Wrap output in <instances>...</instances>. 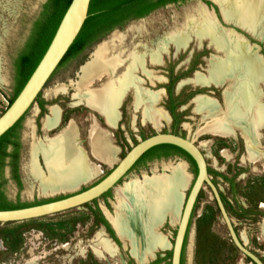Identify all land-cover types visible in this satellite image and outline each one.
<instances>
[{"label": "rangeland", "instance_id": "obj_1", "mask_svg": "<svg viewBox=\"0 0 264 264\" xmlns=\"http://www.w3.org/2000/svg\"><path fill=\"white\" fill-rule=\"evenodd\" d=\"M46 1L0 0V72L4 77V80L0 78V114L15 94L16 61ZM219 3L220 0H205L202 4L199 0H185L159 7L140 19L127 21L121 28L113 29L95 43L87 45L83 51L68 57L53 73L15 130L20 143L17 160L20 184L12 178L10 158H7L2 173L5 180L2 188L9 200L37 204L79 192L108 173L137 141L154 134L156 130L175 133L191 138L198 146L236 232L246 247L264 263V226L262 233L260 231V225L264 222V125L256 136L251 137L254 146L263 152V155L257 154L256 158H251L246 140L237 126H232L233 134L225 137L202 130L208 122L213 123L220 116H225L224 119L237 125L228 116L231 110L227 101L237 80L232 77L222 79L216 70L229 54L216 49L205 38L191 36L180 47H176L173 42L168 43L158 63L151 62L147 57L164 37L183 31L195 9L204 5L215 16L222 29L240 36L260 60L262 75L251 85L259 94L255 106L264 108V38L253 37L247 31L226 22ZM118 36L122 37L121 43L115 38ZM105 42L115 44L114 49L122 51L123 58L135 51L146 54L142 67L135 71V77L142 90L154 96L155 109L162 113L163 118L157 126L145 118L144 104L135 100L132 88L127 90L121 100L118 107L119 118L113 127L101 113L80 102L75 96L82 68L92 60L97 47ZM125 71L124 63L111 77L115 79ZM111 77L103 74L92 80L88 87L91 90L99 89ZM208 78L221 80L218 83L205 82ZM206 100L214 106V111L208 112L198 107L197 102ZM52 107L59 110V119L54 127L48 129L43 124ZM171 107L173 114L170 112ZM70 122L76 128V144L82 148L86 165H98L100 174L81 181L72 188L58 186L51 189L40 181L41 178L48 177V172L43 156L33 155V144L56 139ZM92 127L102 133L113 149L111 164L93 156L89 137ZM11 150L8 148L9 152ZM32 161L40 172L39 177L30 173ZM177 164L185 166L187 179L180 189L175 218L167 216L158 228V233L168 243L166 242L165 248L153 253L155 255L152 260L144 262L170 264L176 222L195 176L193 163L181 153L167 157L145 156L115 189L80 208L21 222L0 223V264L139 263L131 253L129 241L118 236L122 242L114 237L115 233L107 232L100 219L107 221V213L115 216L117 191L120 188H126L131 181L139 183L145 178L169 176L171 168ZM102 240L107 241L114 249L113 254L103 250L100 244ZM149 257L153 256L149 255L147 259ZM182 264H251L229 240L226 227L206 187L200 191L196 200L185 239Z\"/></svg>", "mask_w": 264, "mask_h": 264}, {"label": "bare ground", "instance_id": "obj_2", "mask_svg": "<svg viewBox=\"0 0 264 264\" xmlns=\"http://www.w3.org/2000/svg\"><path fill=\"white\" fill-rule=\"evenodd\" d=\"M219 5L226 22L247 31L253 37L264 38V0H220ZM195 13L190 16L183 31H176L164 37L147 57L151 62L158 63L168 43L173 42L176 47H180L185 45L191 36L198 39L205 38L216 49L228 53L224 63L218 65L216 70L222 79L232 77L237 80L227 97L231 110L228 116L237 125H232L231 121L224 119L225 116H220L217 120H213L215 122H208L209 124H206L202 130L225 137L233 134L232 126H237L246 140L251 158H256V155L260 153L263 155L262 150L259 151L251 141L252 135L258 134L264 125V108L255 106V100L259 98V94L251 85L262 75L261 62L257 55L244 44L240 36L222 29L215 20V16L204 5H199ZM115 38L122 42L121 36ZM114 45L111 42H105L97 47L92 60L81 70L75 96L80 102L101 113L110 126H115L121 100L127 90L132 88L135 100L144 104L145 118L157 126L163 118L162 113L155 109L154 96L145 93L135 77V71L142 67L146 54L135 51L123 58V52L115 50ZM124 63L126 71L121 76L112 78L116 69ZM241 71L245 74H241ZM103 74L111 78L101 88L89 89V83ZM220 78H208L205 82L218 83ZM197 79L200 78L197 77ZM197 105L208 112L215 110L207 100L199 101ZM58 119L59 110L52 107L43 125L45 128H52L57 124ZM89 137L93 156L111 164L114 151L102 133L92 127ZM76 141V128L74 123L70 122L56 139L33 144V155H42L46 164L48 177L40 179L44 186L51 189L58 186L72 188L79 182L100 174L98 165L92 164L91 167L86 165L82 148L76 144ZM29 170L33 176H40L33 161L30 163ZM186 174L185 166L177 164L171 168L169 176L145 178L139 183L131 181L126 188H120L117 191L118 204L115 205V216L112 217L106 212L107 217L118 236L124 241H129L131 253L137 262H146L149 255L153 256L155 251L166 247V238L158 233V228L167 216L175 218V209L179 203L180 189L187 179ZM100 244L104 251L114 253V249L107 241L102 240Z\"/></svg>", "mask_w": 264, "mask_h": 264}, {"label": "water", "instance_id": "obj_3", "mask_svg": "<svg viewBox=\"0 0 264 264\" xmlns=\"http://www.w3.org/2000/svg\"><path fill=\"white\" fill-rule=\"evenodd\" d=\"M90 1L91 0H71L68 4L36 67L15 98L0 114V137L25 116L59 66L87 18ZM200 3L202 4L201 1ZM1 85L2 84L0 83V86ZM163 144L172 145L182 150L190 157L196 168L193 182L185 196L180 216L176 222L175 234L170 249V264H181L185 239L192 213L198 195L204 187L208 188L211 198L220 214L221 220L226 227L228 238L234 247L246 259H248L251 264H264L261 258L247 248L241 241L234 228L233 222L226 211L220 191L209 176L205 158L198 146L194 144L191 138L170 132H160L158 130H156L154 134L137 141L131 146L120 160L109 170V172L91 186L56 200L22 208L0 210V223H12L37 219L80 208L89 204L107 192L115 189L117 184L127 176L128 172L144 153L155 146ZM106 219L115 231L107 217ZM116 236L119 238L117 234ZM119 240L121 239L119 238ZM154 255L155 254H153V257H149L146 262L152 260Z\"/></svg>", "mask_w": 264, "mask_h": 264}, {"label": "trees", "instance_id": "obj_4", "mask_svg": "<svg viewBox=\"0 0 264 264\" xmlns=\"http://www.w3.org/2000/svg\"><path fill=\"white\" fill-rule=\"evenodd\" d=\"M70 1L71 0H47L43 5L42 12L40 13L39 18L35 21L25 47L16 61L17 85L15 94L10 102L21 90L22 86L45 52ZM174 1L177 0H156L155 2H153V0H91L87 18L84 21L79 34L68 49L60 64L68 57L80 51L87 43L89 36H91L94 32H97L100 29L108 30L116 25L122 26L132 18L144 17L154 9L163 6L168 2ZM170 112L173 114L172 107ZM20 121H18L11 129H9L0 137V210L16 209L35 205L19 203V201L13 202L7 199L1 190V186L5 181L3 179L2 173L7 158H10L9 165L11 166L12 178L18 185L20 184L17 173L18 150L20 144L17 135L15 134V130L17 129ZM9 146H12V150L10 152L7 151ZM180 153L184 154L193 163L190 157L182 150L175 146L166 144L158 145L149 149L139 160L143 159L145 156L167 157ZM100 220L108 227V224L104 219L101 218ZM109 231L112 233L110 229Z\"/></svg>", "mask_w": 264, "mask_h": 264}, {"label": "flooded vegetation", "instance_id": "obj_5", "mask_svg": "<svg viewBox=\"0 0 264 264\" xmlns=\"http://www.w3.org/2000/svg\"><path fill=\"white\" fill-rule=\"evenodd\" d=\"M156 0H153V2H155ZM183 1H185V0H177V1H174V2H168V3H166L165 5H169V4H176V3H178V2H183ZM199 1H201L202 3H203V1H205V0H199ZM165 5H163V6H165ZM160 7H162V6H160ZM159 8V7H158ZM158 8H156V9H158ZM155 10V9H154ZM153 10V11H154ZM152 12V11H151ZM150 12V13H151ZM148 15V14H147ZM142 18V17H141ZM132 19H140V18H132ZM132 19H130V20H132ZM122 26L121 25H116V26H114V27H112V28H110V29H108V30H105V29H100V30H98L97 32H94L91 36H89V38H88V40H87V43L84 45V47L80 50V51H83L84 50V48L87 46V45H90V44H92V43H95L96 41H98L103 35H105L106 33H108V32H110V31H112L113 29H117V28H121ZM238 29V28H237ZM63 63V62H62ZM61 63V64H62ZM60 64V65H61ZM59 65V66H60ZM58 66V67H59ZM57 67V68H58ZM57 70V69H56ZM55 70V71H56ZM119 118V117H118ZM118 121V120H117ZM19 141V140H18ZM20 144V143H19ZM20 147V146H19ZM8 148H11L12 149V146H9ZM7 151H8V149H7ZM142 157V156H141ZM140 157V158H141ZM139 158V159H140ZM140 160H138L135 164H134V166L135 165H137V163L139 162ZM133 166V167H134ZM132 167V168H133ZM131 168V169H132ZM11 173H12V171H11ZM3 185L1 186V190H2V192H3V194L6 196V198L7 199H9L8 198V196L6 195V193H5V191L3 190ZM108 193V192H107ZM105 195V194H104ZM106 223L108 224V227L105 225V224H103L104 225V227H105V229H106V231L107 232H110L109 231V229L112 231V234H114L115 233V231L112 229V227H110V224L106 221ZM114 237L115 238H117V236H116V234H114Z\"/></svg>", "mask_w": 264, "mask_h": 264}, {"label": "crops", "instance_id": "obj_6", "mask_svg": "<svg viewBox=\"0 0 264 264\" xmlns=\"http://www.w3.org/2000/svg\"><path fill=\"white\" fill-rule=\"evenodd\" d=\"M260 39H263V38H260ZM0 78H2L3 80H4V77L1 75V72H0ZM1 84H2V81L0 82ZM117 123V122H116ZM113 127V126H112ZM260 208V207H259ZM263 224H264V222L263 223H261V225H260V231H261V233H262V227H263ZM263 235V234H262ZM240 237V236H239ZM240 239H241V241L244 243V241H243V239L240 237ZM244 245L246 246V244L244 243Z\"/></svg>", "mask_w": 264, "mask_h": 264}]
</instances>
